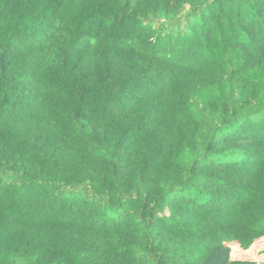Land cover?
Here are the masks:
<instances>
[{"label":"trees","instance_id":"1","mask_svg":"<svg viewBox=\"0 0 264 264\" xmlns=\"http://www.w3.org/2000/svg\"><path fill=\"white\" fill-rule=\"evenodd\" d=\"M233 234L264 239V0H0V264Z\"/></svg>","mask_w":264,"mask_h":264},{"label":"clouds","instance_id":"2","mask_svg":"<svg viewBox=\"0 0 264 264\" xmlns=\"http://www.w3.org/2000/svg\"><path fill=\"white\" fill-rule=\"evenodd\" d=\"M258 239L260 237L253 234L222 235L218 245L228 249L226 264H236L246 257L254 264H264V246H257Z\"/></svg>","mask_w":264,"mask_h":264},{"label":"rangeland","instance_id":"3","mask_svg":"<svg viewBox=\"0 0 264 264\" xmlns=\"http://www.w3.org/2000/svg\"><path fill=\"white\" fill-rule=\"evenodd\" d=\"M257 246H264V239H262V240H260V241H257ZM262 259H264V258H262ZM244 260L251 261V260H249L247 257H246Z\"/></svg>","mask_w":264,"mask_h":264}]
</instances>
